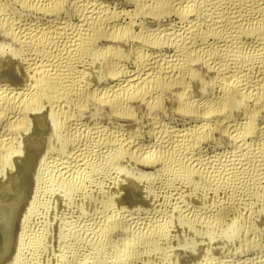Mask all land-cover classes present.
Segmentation results:
<instances>
[{
  "label": "rangeland",
  "instance_id": "374dc122",
  "mask_svg": "<svg viewBox=\"0 0 264 264\" xmlns=\"http://www.w3.org/2000/svg\"><path fill=\"white\" fill-rule=\"evenodd\" d=\"M0 264H264V0H0Z\"/></svg>",
  "mask_w": 264,
  "mask_h": 264
},
{
  "label": "bare ground",
  "instance_id": "6f19581e",
  "mask_svg": "<svg viewBox=\"0 0 264 264\" xmlns=\"http://www.w3.org/2000/svg\"><path fill=\"white\" fill-rule=\"evenodd\" d=\"M87 8H88V7H87ZM92 8H93V7H92ZM97 8H98V7H97ZM99 8H100V7H99ZM98 10H99V9H98ZM102 11H103V10H102ZM90 12H91V11H90ZM88 13H89V12H88ZM89 15H90V13H89ZM99 15H100V14H99ZM93 16H94V15H93ZM97 16H98V15H97ZM103 16H104V15H103ZM88 17H89V16H88ZM85 18H86V17H85ZM91 18H92V17H91ZM98 18H99V16H98ZM102 18H103V20H105L104 17H102ZM107 19H108V18H107ZM91 20H92V19H91ZM91 20H90V21H91ZM94 20H95V19H94ZM237 20H238V19H237ZM100 21H102V19H100V20H95V21H93V22H100ZM91 22H92V21H91ZM107 22H108V21H107ZM109 22H110V21H109ZM236 22H237V21H236ZM104 23H105V21H104ZM96 24H97V23H96ZM237 24H240V23L238 22ZM59 29H60V28H59ZM60 31H61V30H60ZM67 33H68V32H67ZM59 34H60V33H59ZM80 34H82V32H81ZM61 35H62V34H61ZM83 35H84V34H83ZM57 36H60V35H57ZM78 36H79V35H78ZM31 37H32V36H31ZM188 39H189V38H188ZM185 40H186V39H185ZM183 43H184V42H183ZM72 44H73V43H72ZM73 45H74V44H73ZM76 46H77V45H76ZM76 46H75V47H76ZM72 47H73V50H74V51H78V50H75V49H74V46H72ZM72 47H71V48H72ZM77 48H78V47H77ZM186 48H187V47H186ZM74 53H75V52H74ZM71 55H72V54H71ZM69 56H70V55H69ZM72 61H73V60H72ZM61 62H62V61H61ZM68 63H70V62H68ZM59 64H60V63H59ZM61 64H62V63H61ZM70 64H71V63H70ZM57 66H58V65H57ZM59 66L61 67L62 65H59ZM58 68H59V67H58ZM61 69H62V67L59 68V70H61ZM57 73H58V72H57ZM57 73H56V74H57ZM59 73H60V72H59ZM47 74H49V73H47ZM61 74H62V72H61ZM49 75H50V74H49ZM54 75H55V74H54ZM9 98H10V97H9ZM212 111H213V110H212ZM240 165H241V164H240ZM242 168H243V165H242ZM240 169H241V168H240ZM237 173H238V171H237ZM239 173H240V172H239ZM238 175H240V174H238Z\"/></svg>",
  "mask_w": 264,
  "mask_h": 264
}]
</instances>
